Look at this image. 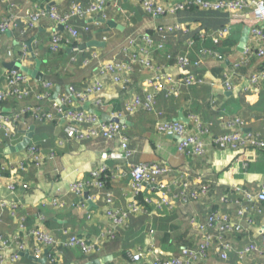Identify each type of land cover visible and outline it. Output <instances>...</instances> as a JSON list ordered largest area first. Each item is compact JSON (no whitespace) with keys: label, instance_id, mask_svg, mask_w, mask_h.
Instances as JSON below:
<instances>
[{"label":"crops","instance_id":"0c3cea01","mask_svg":"<svg viewBox=\"0 0 264 264\" xmlns=\"http://www.w3.org/2000/svg\"><path fill=\"white\" fill-rule=\"evenodd\" d=\"M11 1L15 7L10 10L0 0V19L15 24V29L0 34V92L5 90L6 76L13 66L28 77L34 92L25 98L6 100L5 111H2L8 116L18 115L19 119L7 124L8 132L0 128V202L16 206L14 210L0 207V234L12 238L22 222L26 230L40 229L61 243L76 236L96 244L91 254L83 253L78 247L45 251L43 264H128L129 255L137 251L143 252L148 259H163L177 256L183 247L195 246L202 235L191 224V219L202 223L210 213L218 212L227 215L241 229L226 236L225 241L231 246L227 260L210 251L206 264H264V208L258 202H247L243 196V192L255 195L264 182V150L251 147L240 152L219 150L209 143L210 139L227 133L225 123L235 118L242 122L241 134L264 139V84L250 91L246 80L259 62L253 55L247 56L245 49H239L242 33L253 21L251 11L232 16L227 25L226 42L216 50L210 39L188 41L186 29H195L198 25L180 19L177 12L154 16L143 9L139 0H109L101 15L72 22L79 32L88 25V33H82L66 52L52 54L49 51L51 35L60 28L44 17L37 21L35 28L22 35L27 14L36 9H55L61 14L73 3L89 0ZM189 1L192 0H154V3L167 9ZM174 25L183 30L168 34L157 32L159 27ZM144 35L153 44L147 58L159 70L152 73L139 64L133 65L129 75L131 84L125 94L121 93L119 85L104 78L106 112L112 110L122 117L120 120L131 151L127 161L101 159L103 153L119 149L115 140L96 138L77 143L66 137L56 118L37 119L30 113L28 116L22 114L33 107L40 108L45 114H53L49 100L36 98L41 82L53 84L52 94L58 88L60 95L68 86L84 89L94 76L98 60L127 63L129 53L143 47L141 38ZM132 42L137 43L136 48L131 47ZM201 48L214 49L221 59L200 55ZM180 56L197 65L180 70L176 62ZM241 61L249 62L248 67L241 69L242 76L238 74L232 89L225 90L222 75ZM163 73L170 74L177 82L190 74L202 83L177 85L176 94L169 95L170 85L161 76ZM156 75L155 82L161 89L155 95V108L161 117L143 110L126 114L125 102L153 92L154 87L148 85L147 80ZM73 108L80 109L76 105ZM191 115L196 116L206 130L200 136L206 144L205 153L195 158L179 153L177 138L155 130L157 122L166 120L182 122L194 133V123L187 120ZM30 128L33 135L29 145L21 151L11 152L9 147L20 144ZM29 146L40 150L41 164L38 167L29 165L24 172L15 170L18 173L14 174L11 170L24 162ZM152 162L170 169L167 176L157 182V186L162 187L161 192L171 200V206L162 210L146 203V200L158 202L161 192L153 190L157 186L146 185L135 196L129 175L131 165ZM102 166L109 174L103 188L86 187L83 199L70 191L71 184L89 181L90 174ZM11 181L20 183L13 193L7 190ZM185 182L190 188L203 183L208 186V193L199 200L184 203L178 197V189ZM108 197L110 205L106 202ZM132 203L138 204L140 210L115 231L113 239L106 237L109 228L106 211L109 208L126 210ZM239 211H243V216ZM250 244L256 245L259 251L241 256L240 251ZM28 255L32 256L31 252ZM16 264L40 263L21 257Z\"/></svg>","mask_w":264,"mask_h":264},{"label":"built area","instance_id":"2783aa9c","mask_svg":"<svg viewBox=\"0 0 264 264\" xmlns=\"http://www.w3.org/2000/svg\"><path fill=\"white\" fill-rule=\"evenodd\" d=\"M109 0H89L88 2H76L71 5L69 10L65 13H58L55 9L41 10L36 9L33 13L27 14L25 19V25L22 32H27L37 24L40 18L48 17L56 28L51 35L49 51L52 54H58L61 50L70 48L73 42L82 35V33H88V25L82 27V32H79L75 25L72 24L79 20H85L92 18L96 15H101L105 9ZM143 9L154 16L174 15L177 11L183 10L187 7H198L206 11H222L235 16L240 12L250 10L253 14V21L249 25L247 46L244 50L245 54L253 55L258 60V65L252 73L247 76V89L252 91L259 87L260 84H264V0H220V1H204V0H192L185 4L173 5L167 9L157 6L154 0H139ZM11 10L15 6L11 0H1ZM15 29V24H10L9 21L0 19V34H5ZM182 27L179 25L174 26H162L157 29L158 33H171L173 31H182ZM228 26L222 30H218L211 33H201L202 40L210 39L213 44H218L219 41L224 40L228 35ZM143 47H137L136 42L131 43V47L137 49L133 53H129V61L127 63H120L116 61H97V65L94 69V76L90 83L81 90L76 89L73 86H68L66 91L62 94H58L56 100H52L53 84L48 81L40 83L42 94L36 95L38 100H49L53 114L43 113L40 108L33 107L27 108L22 111V114L30 113L35 118L56 120L61 122L62 129L66 137L74 142L89 141L96 138H103L106 140H115L119 145L118 150L105 152L101 155L102 160H124L127 161L131 156V151L128 148V138L124 133L122 124L117 122H102L101 118L96 114L88 113L81 108L84 105H89V109L94 112L106 114L111 118H117L120 120L121 115L116 114L114 111L106 112L107 106L104 100V78L107 77L113 85H124L128 82L126 78L130 75L132 66L139 64L142 68L148 69L154 73L159 70L148 60V52L152 47L151 39L144 35L141 38ZM249 43V44H248ZM157 49H161V46H157ZM200 55L208 56L216 59H221V56L213 50L203 49L199 50ZM96 59V57H95ZM177 67L180 70H185L191 65L196 66L197 63H191L187 57H177ZM244 64L241 61L234 65V67L228 72H224L222 75V84L225 90L230 91L233 87L235 79L239 76L237 69ZM164 77L170 87L167 89L169 95L176 94L177 85H193L201 84L202 81L187 75L181 79V82L174 81L170 74H161ZM157 75L147 80V84L153 86V92H147L144 98L135 96L129 102H125L124 111L126 114H134L138 110L144 112H153L158 117H161V113L156 111V92L161 89L160 85H157ZM156 81V82H155ZM6 88L3 92H0V102L14 99L28 97L34 92L29 85L28 77L19 70L12 69L6 76ZM78 106L80 109H74L73 106ZM18 115L8 116L0 111V128L8 132L7 124L18 121ZM190 123H194L196 132L191 133L188 126L178 121H166L160 120L156 123L155 130L159 134L175 137L178 140V151L180 154L185 155L188 158L201 157L205 153L206 144L201 140L200 136L203 135L206 130L201 126L198 118L191 115L187 119ZM242 122L240 119L235 118L227 121L225 127L228 130L227 133L216 136L210 139V145L215 146L219 150H232L240 152L248 147L258 150H264V139H259L250 134L243 135L240 133V127ZM42 157L41 152L36 146H29L26 150V157L24 162L13 168L11 172L18 170L24 172L29 165L39 166L41 164ZM106 171V168L94 170L90 176L89 181H77L71 184L70 191L76 194L79 198L83 199V194L86 187L96 186L103 188L104 184L99 181L101 174ZM170 172L169 167L159 163H141L137 165H131L129 175L131 177L132 189L137 196L146 185L157 186V182L160 178H164ZM18 172H15L16 174ZM20 185L17 181H11L7 190L11 193L15 192L16 188ZM161 192V185L153 190ZM179 198L187 203L192 200H199V198L205 196L208 193V186L199 183L197 188H190L189 183L185 182L179 185L178 189ZM244 199L247 202H258L264 208V182L260 186V190L255 194L243 192ZM107 204H111V199H106ZM147 204H154L155 208L162 210L163 207L171 206V200L166 196L164 192H161V196L158 202L152 200H146ZM1 208H16L15 204L9 202H0ZM140 207L136 203L129 204L126 210H115L109 208L106 211V217L109 221V228L105 232V236L113 239L115 231L124 226L129 216L137 213ZM240 216H243V211H239ZM191 224L202 235V239L195 246H187L180 249L177 256H171L163 259H148L147 256L137 251L129 255L128 264H206L210 251H214L223 260H227L228 253L231 251L230 244L225 241L226 236L238 232L241 227L239 224L230 221L229 217L225 214L218 212L210 213L204 222L198 223L195 219H191ZM18 233L10 237H5L0 234V264H16L21 259V254L31 252L32 257L41 259L45 251H54L59 247L63 249L80 248L85 254H91L95 251L96 244H91L85 239L78 238L76 236H70L66 242H59L55 240L48 233L40 229L26 230L22 222H19ZM30 242V245L28 243ZM259 248L250 244L240 251L241 256H247L249 254L258 252Z\"/></svg>","mask_w":264,"mask_h":264},{"label":"trees","instance_id":"16d2710c","mask_svg":"<svg viewBox=\"0 0 264 264\" xmlns=\"http://www.w3.org/2000/svg\"><path fill=\"white\" fill-rule=\"evenodd\" d=\"M177 15L179 16L180 19L185 18L186 20L192 21L193 23L198 25V27L195 29H190V28L186 29L185 37L187 38L188 41L202 40L200 35L203 32L211 33V32L224 29L231 22V19H232V16L226 12L211 11V10L206 11L198 7L184 8L183 10L177 11ZM27 32H22V35H25ZM225 42H226L225 40L224 41L221 40L219 41L218 44H214V46L216 47V50H218V48L222 45V43H225ZM65 50L66 49L61 50L60 53L66 52ZM213 51L215 50L213 49ZM248 63L249 62L244 63L243 65L239 67V69H237V73L240 76H242L241 69L248 67ZM126 79L128 80V82L120 86L122 94H125L127 92V89L131 84V78L128 76V78ZM39 89H40V92H39ZM39 89L37 90V92L39 94H42L43 92L42 89L41 88ZM5 108H6V101L0 102V111H3ZM26 116H28V114ZM108 175L109 174L107 173V171H105L103 174H101L99 181L106 185L108 177H109ZM140 199L141 197L138 196L137 200L140 201Z\"/></svg>","mask_w":264,"mask_h":264},{"label":"water","instance_id":"95a60500","mask_svg":"<svg viewBox=\"0 0 264 264\" xmlns=\"http://www.w3.org/2000/svg\"><path fill=\"white\" fill-rule=\"evenodd\" d=\"M102 22V20H101ZM104 22V21H103ZM109 25H113L114 23L113 22H107ZM61 29V28H60ZM248 33H249V29L248 28H245L243 33H242V38L240 40V44H239V49L240 50H243L246 48V45H247V41H248ZM90 45V44H88ZM84 46L81 47V49L83 48ZM9 68L11 67V64H9L8 66ZM13 69L15 70H18L19 68L16 67V66H13ZM58 94H59V89L56 88V90L54 91V93L52 94V97L51 99L52 100H56L57 97H58ZM82 110L88 112V113H91V114H96L97 116H99L101 118V121L102 122H117V123H120V124H123V122L121 120H118L117 118H111L110 116L106 115V114H101V113H98V112H94L93 110L89 109L88 108V105H85L81 108ZM5 110H3L4 112ZM32 131V128H30L29 132H27L25 134V137L24 139L22 140V142L20 144H18L17 146L15 147H9V150L11 152L17 150V151H21L23 149H25L28 145H29V142L31 140V137L33 135V133L31 132ZM21 257H27L29 260L33 261V262H37V263H40V264H43L45 262V255L43 258L41 259H36L35 257H32V256H29L28 253H23L21 254ZM94 264V263H93Z\"/></svg>","mask_w":264,"mask_h":264}]
</instances>
